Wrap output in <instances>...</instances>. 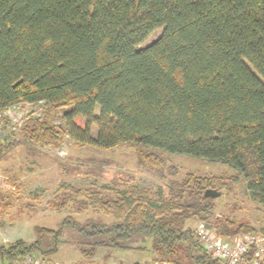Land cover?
<instances>
[{"label":"trees","instance_id":"trees-1","mask_svg":"<svg viewBox=\"0 0 264 264\" xmlns=\"http://www.w3.org/2000/svg\"><path fill=\"white\" fill-rule=\"evenodd\" d=\"M18 105L36 112L15 133L5 114ZM65 140L99 151L133 146L160 179L159 153L219 163L234 175L186 173L154 195L71 189L56 210L79 198L113 221L67 216L57 230L36 227L31 242L0 244V264L53 255L63 236L86 259L98 250L146 251L128 245L139 239L158 262L225 264L186 224L214 218L217 198H205L207 190L221 196L240 184L264 205V0H0V151L17 141L57 150ZM214 231L223 239L259 234L229 219Z\"/></svg>","mask_w":264,"mask_h":264},{"label":"rangeland","instance_id":"rangeland-1","mask_svg":"<svg viewBox=\"0 0 264 264\" xmlns=\"http://www.w3.org/2000/svg\"><path fill=\"white\" fill-rule=\"evenodd\" d=\"M160 33L155 32L141 47L150 45ZM13 110L8 130L17 133L24 115L35 113L36 108L18 105ZM95 114H98V110ZM95 135L96 129L93 127L92 136ZM18 142L0 151V244L3 245L17 240L31 242L36 239V227L57 230L67 216L80 223L90 220L104 223L113 221L112 215L96 211L93 206H79V198H73L66 207L56 210V198L74 188H94L106 198L133 190L148 191L154 195L158 190L166 191L165 186L172 180L181 181L186 173L203 177L234 175L230 168L219 163L159 153L166 166L163 171L165 179H160L154 171L140 166L137 149L133 146L99 151L78 148L71 141L65 140L59 149L50 150ZM171 167L177 171L176 176L168 174L167 169ZM59 200L57 203H62ZM223 219L249 224L257 230V236L264 239V205L253 202L240 184L216 199L215 216L210 224L203 225L215 234V222ZM199 225L201 223L189 221L186 228L195 230ZM220 239L225 242L232 240ZM59 240L61 243L57 245V252L43 258L51 264H134L160 261L153 256L148 240L144 242L133 239L128 244L131 247H144L146 251L98 250L92 259L82 257L76 248L63 244L66 236ZM262 246L264 248V242Z\"/></svg>","mask_w":264,"mask_h":264},{"label":"built area","instance_id":"built-area-1","mask_svg":"<svg viewBox=\"0 0 264 264\" xmlns=\"http://www.w3.org/2000/svg\"><path fill=\"white\" fill-rule=\"evenodd\" d=\"M15 108V107H13ZM13 108L9 109L5 116L11 117L14 112ZM15 124V122H13ZM13 126V124H12ZM194 233L202 248L213 258L218 259L225 264H244V257L251 249H254L252 260L248 264H262L264 261V248L262 243L264 239L259 236H242L236 237L225 242L215 234L208 231L203 224L197 226ZM12 264H51L48 261L28 255ZM55 264V263H52ZM143 264H170L168 262H148Z\"/></svg>","mask_w":264,"mask_h":264},{"label":"water","instance_id":"water-1","mask_svg":"<svg viewBox=\"0 0 264 264\" xmlns=\"http://www.w3.org/2000/svg\"><path fill=\"white\" fill-rule=\"evenodd\" d=\"M220 196V193H217L215 191H212V190H207L205 193H204V197L205 198H218Z\"/></svg>","mask_w":264,"mask_h":264},{"label":"crops","instance_id":"crops-1","mask_svg":"<svg viewBox=\"0 0 264 264\" xmlns=\"http://www.w3.org/2000/svg\"><path fill=\"white\" fill-rule=\"evenodd\" d=\"M138 263H139V264H143V263H140V262H135L134 264H138ZM57 264H58V263H57Z\"/></svg>","mask_w":264,"mask_h":264}]
</instances>
